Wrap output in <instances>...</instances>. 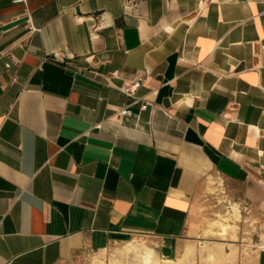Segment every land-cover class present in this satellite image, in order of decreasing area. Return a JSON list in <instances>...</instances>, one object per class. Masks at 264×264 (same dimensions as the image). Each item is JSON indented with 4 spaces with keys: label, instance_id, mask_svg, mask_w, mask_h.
Returning a JSON list of instances; mask_svg holds the SVG:
<instances>
[{
    "label": "crops",
    "instance_id": "1",
    "mask_svg": "<svg viewBox=\"0 0 264 264\" xmlns=\"http://www.w3.org/2000/svg\"><path fill=\"white\" fill-rule=\"evenodd\" d=\"M262 168L264 0H0V264L174 256L211 180L263 223Z\"/></svg>",
    "mask_w": 264,
    "mask_h": 264
},
{
    "label": "rangeland",
    "instance_id": "2",
    "mask_svg": "<svg viewBox=\"0 0 264 264\" xmlns=\"http://www.w3.org/2000/svg\"><path fill=\"white\" fill-rule=\"evenodd\" d=\"M209 186L201 201L203 224L174 256L162 257L156 242L137 237L102 252H82L71 264H238L256 251L264 222H252L239 190L231 192L218 179ZM148 253L152 257L146 262Z\"/></svg>",
    "mask_w": 264,
    "mask_h": 264
},
{
    "label": "built area",
    "instance_id": "3",
    "mask_svg": "<svg viewBox=\"0 0 264 264\" xmlns=\"http://www.w3.org/2000/svg\"><path fill=\"white\" fill-rule=\"evenodd\" d=\"M25 0H13L14 4H23ZM140 3V0H125V5L131 10V12H135L138 5ZM27 28L29 30L32 29V26L30 23L27 24ZM144 82L143 78H139L135 82L129 85H123L118 88V91L121 92L124 96L130 98L131 104L129 106L133 105H139L140 110L144 111L147 108V104L143 103V99L138 98L135 96V92L142 86ZM129 106L123 108L121 110V114L124 116H129L131 114L129 110ZM264 170V168H262ZM256 250L258 251H264V243H258L256 244Z\"/></svg>",
    "mask_w": 264,
    "mask_h": 264
},
{
    "label": "bare ground",
    "instance_id": "4",
    "mask_svg": "<svg viewBox=\"0 0 264 264\" xmlns=\"http://www.w3.org/2000/svg\"><path fill=\"white\" fill-rule=\"evenodd\" d=\"M236 213V212H235ZM215 223H212L211 225L213 226ZM149 252V251H148ZM151 257H152V255H151V253H148L147 254V257H146V262H149L150 261V259H151Z\"/></svg>",
    "mask_w": 264,
    "mask_h": 264
}]
</instances>
